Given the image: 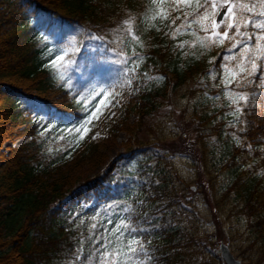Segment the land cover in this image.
<instances>
[{"label":"trees","instance_id":"obj_1","mask_svg":"<svg viewBox=\"0 0 264 264\" xmlns=\"http://www.w3.org/2000/svg\"><path fill=\"white\" fill-rule=\"evenodd\" d=\"M196 3L174 8V0H12L0 10V264H223L185 232L187 204L145 159L165 157L142 131L150 128L146 122L158 97L168 84L191 93L186 84L202 77L212 78L205 85L216 97L224 92L221 84L230 91L211 108L225 110L218 121L191 111L196 123H207L218 154L203 161L215 148L198 129L179 152L195 161L199 186L208 175L204 197L226 199L264 250V40H256L253 27L264 16L242 12L250 23H240L233 44L224 37L205 42L197 22L205 0L199 9ZM228 50L234 55L231 72L222 67ZM96 52L103 57L88 68L82 59ZM107 65L119 84L127 73L134 80L140 75L133 106L115 105L130 94L126 88L95 81ZM142 70L159 80L146 83ZM111 107L116 111L107 117ZM131 110L137 113L132 124ZM103 118L104 133L131 131L137 147L71 182L60 167L103 162L90 139ZM82 124L90 130L80 139ZM18 138L19 144L1 149ZM218 169L219 180L211 175ZM133 239L143 245L142 251L132 245L135 255L128 252Z\"/></svg>","mask_w":264,"mask_h":264},{"label":"rangeland","instance_id":"obj_2","mask_svg":"<svg viewBox=\"0 0 264 264\" xmlns=\"http://www.w3.org/2000/svg\"><path fill=\"white\" fill-rule=\"evenodd\" d=\"M228 2L233 3L232 0H228ZM11 3L12 0H0V10H8ZM211 3L223 5L225 0H209L208 4H205L197 21L201 27V39L208 42L214 38L223 37V32L227 31L231 37L228 40L233 44V42L239 38L240 30L237 32L235 29L227 28L226 24L235 23V20H229L227 16H222L220 20L216 21L214 13L220 10L226 12L227 9L224 7L213 9L210 7ZM239 3L251 5L257 2L242 0ZM256 10L260 11L261 9L257 8ZM237 12H240V10L237 9ZM205 15H207L208 18L202 19ZM221 20H223L224 23H220L219 27L214 28L213 24L219 23ZM258 21L264 22V18L261 17ZM214 32L220 33L221 35L214 36ZM255 32L256 35H258L256 40H261L259 39V35H264V29L256 28ZM54 46V49L64 47L63 45L57 44ZM83 53L84 52H82L78 58L79 63ZM102 57L101 54L99 55V53L96 52L92 56H86L85 59H82V62H88L87 67L92 68L91 64H97L98 60ZM224 59L225 62L222 63V67L227 72L234 70V55L229 51L226 53ZM125 61H128V58H125L124 62ZM75 74L74 72V75ZM141 74L147 77L146 83L148 84L159 80L158 74H150L147 70H142ZM117 75L118 73L110 65H107L98 70V73L94 75V79L99 84L105 83L106 86L108 85V87L113 90H116V86L118 85L126 88L130 91V94L120 95L115 105L117 107L121 103L126 102L129 103L130 106H133L139 99L137 95L138 89L142 87L139 86L140 75L134 80L131 73H127L124 75V82L122 84H119ZM211 79L212 78H209L207 80V78L202 77L189 81L186 85L188 88L192 89L191 93L185 90L186 86L171 90V85H167L165 95L159 96L156 101L157 107L152 113V119L146 122L150 128H142L143 133L149 136L151 143L156 146L152 149L156 150V154L162 152L165 157L161 158L158 156L156 158L148 157L149 155H147L145 156V159H147L146 163H148L151 168L153 167L161 170L163 174H165V179L169 185L181 196V199H184L183 202L187 204L188 208L185 210V213L181 215V224L185 228L186 233L193 235L204 243L207 252L211 254L216 253L219 257L218 244L219 242H223L230 253L239 260L240 264H264V250L261 248L262 244H259L257 239L251 236V232L241 215L232 208L229 210L228 201L226 199L217 202L218 198L214 199L209 196L206 199L204 197V192L209 194L210 191L205 180L208 175L202 178L204 187L201 185L199 186L196 181L194 170L195 161L187 154L179 152V150L182 151L180 147L182 142L194 139L195 130L198 129L199 132L203 133V138L208 140L209 144L215 148V152L206 154V156L204 154L203 161L211 162L212 160H216L218 144L212 142L211 135L206 128L207 123H196V118L191 116V111L195 109L198 115L208 117V121L213 119L218 121L222 115L221 113L225 112V110L220 107L214 111H211V108L214 107V104L218 101V97H228L230 91L225 84H221L219 86L223 88L224 92L222 95L218 94V97H216L217 92L211 91V89L205 85V81L210 82ZM115 111V107L109 108L107 117L111 116ZM206 112H208L207 115ZM105 119L106 118L100 120L96 129L90 134V139L98 143L97 150L99 151V158L103 160V162L93 163L90 160L88 162H78L76 165L67 164V166L60 167V170L67 174L71 182L81 181L85 177H91L111 158L119 154H127V149H135L137 147L135 144V136L131 131H120L116 133L114 137L104 133L102 131V123ZM191 119L195 120V122L191 123ZM136 121L137 113L131 110L128 122L132 124ZM135 127L136 126L133 128ZM97 133H99V135H97ZM21 141L22 139L18 138L13 143L4 142L1 145V149H4L6 144L14 145L19 144ZM168 144L171 145V151L167 150ZM220 173L221 170L218 169L216 173H212L211 175L216 176L217 180H219L218 177H220ZM56 175L58 176L57 172L56 174L53 173L46 176V179L55 178ZM67 200L68 198L65 197L64 201L66 202ZM6 238L7 237H4L1 240ZM7 246V244L3 245L2 249ZM221 262L223 263L222 260Z\"/></svg>","mask_w":264,"mask_h":264},{"label":"snow or ice","instance_id":"obj_3","mask_svg":"<svg viewBox=\"0 0 264 264\" xmlns=\"http://www.w3.org/2000/svg\"><path fill=\"white\" fill-rule=\"evenodd\" d=\"M153 2H155V0H153ZM209 0H205V4H208ZM190 5L191 4V0H174V8H180L184 5ZM203 7V5H201L199 3V0H197L196 3V9H199ZM210 7L213 9H216L217 7H224L227 9L226 12L223 13H219L216 12L214 13L215 15H223V16H227L229 18V20H235V23H228L226 24L227 28H234L237 32H239V25L241 22H243L244 26H247L250 21L248 19H246L241 13L242 12H253L255 11L257 8L261 9L257 14L259 16H264V0H258V3H253L251 5L249 4H241V3H229L228 0H225V3L223 5H217L216 3H211ZM237 9L240 10V12H237ZM195 10V9H194ZM208 16L205 15L204 17H202V19H207ZM220 23H224L223 20H221L219 23H214L213 27H219ZM253 27L257 28V29H264V22H257L253 24ZM214 36H220V33H213ZM223 37L225 39H230L231 37L229 36V33L227 31L223 32ZM259 39L264 40V35L259 36ZM235 46V45H233ZM257 50H259V45L257 46ZM55 62H53L54 64ZM256 63L255 60L252 61V70L254 71L256 68ZM251 74V73H249ZM240 99H245V97L241 96ZM93 117H95V113L93 114ZM93 117H89V121H86V123H89L91 121V119ZM98 118V117H95ZM82 128H85V125L82 124L81 125ZM90 129L85 128L84 133L81 134L80 139H83V135L86 134L87 131H89ZM77 131L79 132L80 130L77 129ZM97 135H99V133H97ZM95 138V137H93ZM124 227H128V225H124ZM133 231H135V229H133ZM133 244H138L139 250L142 251L143 250V245L140 244L139 241L136 240H131L128 243V252L132 253L133 255H135L138 251V249L136 247H132ZM128 259H131V257H128Z\"/></svg>","mask_w":264,"mask_h":264},{"label":"water","instance_id":"obj_4","mask_svg":"<svg viewBox=\"0 0 264 264\" xmlns=\"http://www.w3.org/2000/svg\"><path fill=\"white\" fill-rule=\"evenodd\" d=\"M219 13H223L222 11H219ZM222 15H216L215 19L220 20ZM218 252L219 257L223 261L224 264H240L239 260L236 259L229 251V249L226 247V245L223 244V242H219L218 244Z\"/></svg>","mask_w":264,"mask_h":264}]
</instances>
